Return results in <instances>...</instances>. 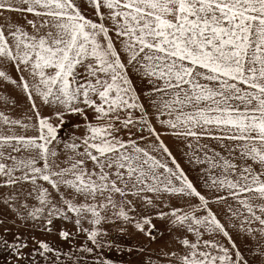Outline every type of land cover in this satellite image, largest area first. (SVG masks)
<instances>
[{"label": "snow or ice", "instance_id": "snow-or-ice-1", "mask_svg": "<svg viewBox=\"0 0 264 264\" xmlns=\"http://www.w3.org/2000/svg\"><path fill=\"white\" fill-rule=\"evenodd\" d=\"M0 264H264V0H0Z\"/></svg>", "mask_w": 264, "mask_h": 264}]
</instances>
